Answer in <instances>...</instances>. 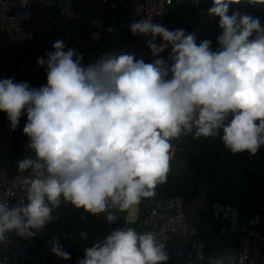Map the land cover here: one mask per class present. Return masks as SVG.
I'll return each mask as SVG.
<instances>
[{
	"label": "clouds",
	"instance_id": "1",
	"mask_svg": "<svg viewBox=\"0 0 264 264\" xmlns=\"http://www.w3.org/2000/svg\"><path fill=\"white\" fill-rule=\"evenodd\" d=\"M239 2L212 0L208 13L219 19L221 33L216 50L210 40L197 43L194 33L142 19L130 32L150 37V63L119 52L83 66L82 54L57 40L37 60L46 66V85L0 80V112L12 130L26 115L23 134L32 153L17 162L19 172L31 173L25 202L0 200V243L13 231L31 237L52 221L61 201L115 221L110 207L126 210L154 195L170 171L172 141L193 130L198 138L222 132L232 153L256 154L264 145V27L252 16L229 15V4ZM169 47L167 60L156 58ZM51 250L70 259L58 240ZM167 259L154 233L124 227L85 249L78 264Z\"/></svg>",
	"mask_w": 264,
	"mask_h": 264
},
{
	"label": "built area",
	"instance_id": "2",
	"mask_svg": "<svg viewBox=\"0 0 264 264\" xmlns=\"http://www.w3.org/2000/svg\"><path fill=\"white\" fill-rule=\"evenodd\" d=\"M177 1L185 4V0H0V80L11 78L14 83L27 82L30 88H40L29 82V74L46 73V66H38L37 60L53 51L52 45L57 40L63 41L65 51L74 49L82 54L83 66L102 55L119 52L133 54L145 62L150 52L146 41L150 37L133 35L130 24L150 19L169 30L182 29L180 22L171 17ZM155 42L159 44L161 38L157 37ZM26 119L22 114L12 130L7 115L0 112V200L10 206L25 202L24 181L31 175L17 168L19 160L32 155L27 148L28 137L23 134ZM258 150L264 153V145ZM257 154L242 153L224 186L215 189L218 197L228 196L230 186L247 173L261 183ZM141 204L142 201L122 210L127 220H136ZM69 205L76 212L80 210ZM145 209L147 214L141 223L175 259H185L192 252L193 235L209 221L221 234L238 236L231 244L213 246L210 264L217 260H223L224 264H263L264 213L259 210L245 209L249 216L240 220L238 207L211 200L206 189H199L189 201L155 200ZM57 211L55 208L52 221L31 237L14 231L8 233L7 240L0 243V264H70L71 257L65 260L53 254L52 242L58 240L70 254L71 248L77 250L90 239L91 232L80 224L67 227L57 220ZM202 213L208 214L206 221ZM81 233H86V237L82 239ZM204 260V254L199 253L190 264H201Z\"/></svg>",
	"mask_w": 264,
	"mask_h": 264
},
{
	"label": "crops",
	"instance_id": "3",
	"mask_svg": "<svg viewBox=\"0 0 264 264\" xmlns=\"http://www.w3.org/2000/svg\"><path fill=\"white\" fill-rule=\"evenodd\" d=\"M212 6V0H185V4L179 1L175 2L173 11L171 14L172 18L177 19L182 25V29L185 33H194L196 35L197 43L207 39L211 41V48L216 50L217 37L221 34L218 27L219 19L217 17L210 16L208 9ZM233 12H239L241 15H249L257 18L260 22L261 27H264V0H240L239 3L229 4V15ZM170 47L160 54L161 59H168ZM154 58L149 52V56L145 63L152 62ZM231 119V116H229ZM222 132L218 133L216 137L217 148L219 151L218 157V177L215 182L206 181L203 183L202 187L199 189H206L209 192L210 199L226 200L231 203V205L238 207L241 211L240 220L244 217L249 216L244 212L259 210L264 213V153L258 150L259 156L258 163L260 164V175L259 180L261 183L257 182V178L254 177L252 173H247L241 180L236 179L235 182L230 186V193L225 197H218L215 194L216 188H221L224 186L226 180L230 177V171L236 165V161L240 159L241 153H232L225 146L218 144L221 143ZM183 138L187 139L188 144L201 146L206 140H210V137H196L193 133L182 135L175 139L172 143V159L175 155L180 156V154L188 152L190 153V148L184 150V146L181 145ZM172 159H171V171L172 172ZM192 164L190 163L187 169L183 172H176L177 175H183L188 169H190ZM169 172V173H170ZM175 174V172H173ZM251 175V176H249ZM196 176L200 178V175L196 172ZM201 182V180H200ZM198 194V191H197ZM196 194V195H197ZM181 199L183 201H189L192 199H186L182 197H172L170 199ZM167 199V200H170ZM155 201V200H150ZM149 201V202H150ZM148 202V203H149ZM109 211L112 215L117 217L113 222H109L106 219L107 213L92 215L86 213L83 209L79 212L81 215L80 224L85 226L91 232L90 239L83 245L82 253L79 250H75L71 256L70 264H78V261L84 259V251L87 248L92 247L98 241H102L109 235L112 231L120 228L132 227L138 232H148L149 230L143 226L139 220V211L135 221L127 220L125 213L119 209L110 208ZM203 219L206 221L208 214L202 213ZM227 225V224H226ZM71 226V225H70ZM264 229V228H262ZM193 246L192 252L182 260L175 259L170 253H167L168 259L164 264H190L191 261L196 258L199 253H203L205 260L201 264H210L213 259L211 258L210 252L213 246L227 245L237 241V235H227L221 234L218 228L211 225L209 221H206L200 230L193 235ZM50 248V246H48ZM52 248V246H51ZM50 248V250H51ZM264 264V263H263Z\"/></svg>",
	"mask_w": 264,
	"mask_h": 264
},
{
	"label": "trees",
	"instance_id": "4",
	"mask_svg": "<svg viewBox=\"0 0 264 264\" xmlns=\"http://www.w3.org/2000/svg\"><path fill=\"white\" fill-rule=\"evenodd\" d=\"M210 139L211 141L209 142L207 148L200 150L199 153H196V149L199 148V146L193 145V148H191L192 145L188 144L189 141L183 138V142L181 143V145L184 146V150L190 148V153L192 154V156H195L196 154H200L202 152L204 153L198 155V161L192 164L191 168L188 169L183 175L179 176L176 173L174 174L170 172L167 175L166 181L159 182L156 185L154 189V195L141 198L142 204L138 210L139 220H142L144 215L147 214V209H145V206H147L150 200H167L172 197L193 199L197 194L198 188L202 187L204 182H215L217 180L219 151L217 148V140L214 137H210ZM188 154L189 153L185 151V153L180 154V156H184L187 158ZM196 172L200 175V178L196 176ZM218 201L231 205V203L226 200ZM81 209L76 212L72 210L69 203L61 201L55 216L57 220L63 221V223L67 227H70V225L73 227L80 224L81 215L79 214V212L81 211ZM80 225L82 227H85L82 224ZM86 242H84L83 245H85ZM83 245L80 247V250L79 248H77L80 253H82ZM74 251V248H71L70 257L72 256Z\"/></svg>",
	"mask_w": 264,
	"mask_h": 264
},
{
	"label": "rangeland",
	"instance_id": "5",
	"mask_svg": "<svg viewBox=\"0 0 264 264\" xmlns=\"http://www.w3.org/2000/svg\"><path fill=\"white\" fill-rule=\"evenodd\" d=\"M28 80L30 83H33L37 86H40V87L44 86L47 83L46 73L44 74L39 73V74H33V75L29 74ZM210 141L211 139L206 140L201 146H199V148L196 149V153H199L200 150L202 149H206ZM191 144H192L191 148H193L194 143L192 142ZM200 154H196L195 156H192V154L189 153L187 158L184 156L175 155L172 159V173L185 171L190 163L194 164L195 162L198 161V155ZM262 261L264 263V257H262Z\"/></svg>",
	"mask_w": 264,
	"mask_h": 264
},
{
	"label": "water",
	"instance_id": "6",
	"mask_svg": "<svg viewBox=\"0 0 264 264\" xmlns=\"http://www.w3.org/2000/svg\"><path fill=\"white\" fill-rule=\"evenodd\" d=\"M218 144L224 146V144L222 143V141H221V143H220V141H219ZM192 240H194V239L192 238Z\"/></svg>",
	"mask_w": 264,
	"mask_h": 264
}]
</instances>
